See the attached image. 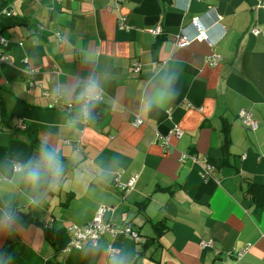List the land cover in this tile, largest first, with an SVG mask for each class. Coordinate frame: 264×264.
Here are the masks:
<instances>
[{
  "label": "crops",
  "instance_id": "crops-1",
  "mask_svg": "<svg viewBox=\"0 0 264 264\" xmlns=\"http://www.w3.org/2000/svg\"><path fill=\"white\" fill-rule=\"evenodd\" d=\"M7 1L27 24L2 31L13 65L0 67V124L2 109L12 116L0 126V200L19 211L0 218V263L264 264V207L246 192L264 181V0ZM197 18L210 41L177 45ZM89 81L98 96L87 102ZM53 150L61 173L42 188ZM118 170L124 182L139 173L127 195ZM101 205L140 240L106 233L74 247L67 227H85ZM159 221L168 227L156 236Z\"/></svg>",
  "mask_w": 264,
  "mask_h": 264
},
{
  "label": "built area",
  "instance_id": "built-area-1",
  "mask_svg": "<svg viewBox=\"0 0 264 264\" xmlns=\"http://www.w3.org/2000/svg\"><path fill=\"white\" fill-rule=\"evenodd\" d=\"M57 1H60V0H57ZM0 4L2 5L1 0H0ZM259 6L264 9V2L260 1ZM14 12H15V8L9 3L5 6L3 5L0 6V20L2 18H8V17L14 16ZM193 24L197 29V34L194 37H189L185 33L180 34L177 37V42H176L177 45L181 47L185 46L193 39L210 41L207 30L203 28L198 18L193 21ZM151 31L153 33H160L161 29L160 27H157L155 29H151ZM260 32L261 30L258 27H255L253 29V33L255 35L259 34ZM9 47H10V40L2 33V31H0V67L13 65V60L8 53ZM221 59H222L221 55L212 53L207 56L206 61L210 65H216ZM24 63L30 64L28 58L24 59ZM131 69L134 73L138 74L141 71L140 64L138 62L134 63L131 66ZM26 72L30 77L29 84L31 86L34 83L35 69L30 65ZM89 100H90L89 97H86V101L89 102ZM240 115L247 125H249L253 129H256L258 127V122L255 119H253L252 116L249 113H247L245 110H242ZM140 121L141 120L138 118L135 124L138 125ZM18 124L20 126H23V123L21 121L18 122ZM173 132L174 130L172 131V133ZM181 133L182 131L179 128H176V135L177 136L181 135ZM165 141H167V138ZM15 168L17 170H20L22 169V165L20 163H17ZM122 174H123L122 170L116 171L115 177H114V183L118 188H120V190L123 191L125 195H127L129 192H131L134 189L139 173L137 172L133 173L132 176L126 182L122 181ZM112 209L113 208H109L106 205H101L97 209V212L95 216L93 217V219L91 220V222L85 227L78 226L76 224H70L67 227V229L72 235V245L74 247L81 248L85 244H88V243L97 244L100 238L106 233L115 237L117 233L122 232L135 239H139V232L134 227L132 222H129L123 225L122 227H118L115 223H113L111 220L105 217L106 213ZM211 244L212 243L210 242L204 243L205 246H209Z\"/></svg>",
  "mask_w": 264,
  "mask_h": 264
},
{
  "label": "trees",
  "instance_id": "trees-1",
  "mask_svg": "<svg viewBox=\"0 0 264 264\" xmlns=\"http://www.w3.org/2000/svg\"><path fill=\"white\" fill-rule=\"evenodd\" d=\"M1 3L3 6L8 4L7 0H1ZM0 4V6H2ZM27 24V20L25 18H20L18 16H12V17H8V18H2L0 20V31H4L8 28H12L14 26H23ZM2 113V118H1V128H8L11 126V120H12V116L7 113V111H5L4 109L1 110ZM13 127V125H12ZM13 128H17V127H13ZM12 128V129H13ZM230 139L228 136H226V138L224 139V143L222 144V151L224 153V161L229 159L230 156V152H229V148H230ZM61 173V172H60ZM59 177V176H58ZM57 176H53L51 172H49L46 181L43 183L42 188H46L48 185L51 184V182L56 181L58 179ZM247 195L249 197V199L251 200V202L253 204H255L256 206L259 207H264V181L263 182H256V181H249L248 182V186H247ZM0 218L3 216H6L7 214H10L11 212H13L14 210L19 211L18 208L16 207H6L0 200ZM26 218V221L29 223L35 222L34 219H32V217L30 215H24ZM155 232H156V236L160 235L161 233H163L166 228L168 227L165 221H159L158 223L153 224ZM153 236L152 238L148 239L145 242V246L147 244H149L152 240H155L157 237ZM1 264V263H0Z\"/></svg>",
  "mask_w": 264,
  "mask_h": 264
},
{
  "label": "clouds",
  "instance_id": "clouds-1",
  "mask_svg": "<svg viewBox=\"0 0 264 264\" xmlns=\"http://www.w3.org/2000/svg\"><path fill=\"white\" fill-rule=\"evenodd\" d=\"M85 91L89 99L97 98L98 96L97 83L95 81H89ZM164 95L165 94H162L161 96L162 99ZM85 115H87V106H85ZM44 163L47 170L50 171L53 176L58 177L60 175L61 165L55 150L44 152ZM26 180L33 185L39 184V182L41 181V166L39 164H37L35 167L29 168L27 172ZM7 220L8 222H10L11 217H8Z\"/></svg>",
  "mask_w": 264,
  "mask_h": 264
},
{
  "label": "rangeland",
  "instance_id": "rangeland-1",
  "mask_svg": "<svg viewBox=\"0 0 264 264\" xmlns=\"http://www.w3.org/2000/svg\"><path fill=\"white\" fill-rule=\"evenodd\" d=\"M137 231H138V230H137ZM138 232H139V231H138ZM132 238H133V237H132ZM134 239H135V238H134ZM136 240H138V241L140 240V233H139V239H136Z\"/></svg>",
  "mask_w": 264,
  "mask_h": 264
}]
</instances>
